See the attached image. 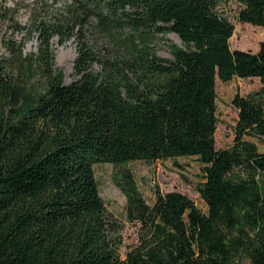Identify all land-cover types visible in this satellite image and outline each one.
<instances>
[{"label": "trees", "instance_id": "obj_1", "mask_svg": "<svg viewBox=\"0 0 264 264\" xmlns=\"http://www.w3.org/2000/svg\"><path fill=\"white\" fill-rule=\"evenodd\" d=\"M223 1L72 0L66 15L39 11L32 25L13 27L38 46L24 55V43H12L13 60L0 57V264H264V152L249 139L264 138V41L256 52L232 49ZM234 1L240 21L264 26V0ZM121 31L115 57L86 39ZM169 32L182 46L164 58L153 42ZM54 37L77 38L79 77L70 83L56 66ZM234 77L263 86L234 96V143L219 149L217 79ZM179 156L203 163L207 212L177 190L157 188L150 203L127 166ZM99 163L114 165L126 218L140 224L125 258Z\"/></svg>", "mask_w": 264, "mask_h": 264}, {"label": "rangeland", "instance_id": "obj_2", "mask_svg": "<svg viewBox=\"0 0 264 264\" xmlns=\"http://www.w3.org/2000/svg\"><path fill=\"white\" fill-rule=\"evenodd\" d=\"M72 0H2L0 3V57L13 60L12 52L8 48L12 43H24L23 54L29 55L37 51L36 36H30L26 30L16 31L13 27L24 29L32 25V20L39 11L47 10L46 17L66 15L67 5ZM48 5L44 7L42 4ZM44 8V9H42ZM240 5L234 0H225L219 5V10L235 24V30L230 38L232 49H243L256 52L260 43L264 41V26L254 25L239 20ZM11 20H7L8 18ZM94 22V20H92ZM126 31L115 35L89 32L86 39L103 58L119 55L121 52L118 43L126 36ZM157 54L164 58H172L171 46L182 42L177 34H157L153 42ZM52 49L55 54L56 66L63 71L65 83L76 80L79 75L74 70L75 59L78 54V41L72 37L62 44L58 37L52 40ZM91 70L95 73L102 70V64L96 61ZM16 75V68L9 69ZM262 81L258 77H234L230 81L217 79V116L216 145L219 149L229 148L234 143L235 126L238 120V108L233 103L234 96L239 93L246 96L261 89ZM258 150L264 152V138L249 137ZM135 175L136 181L147 200L152 203L156 189L162 192L173 190L187 194L204 212L208 211L207 204L201 198L198 186L203 181V163L197 156H179L154 161L133 160L127 164ZM115 167L111 163L95 165V173L100 186L101 195L108 207L122 224V243L119 252L122 258L127 252L139 243L140 224L128 221L126 218V197L113 180ZM249 264L248 260H245Z\"/></svg>", "mask_w": 264, "mask_h": 264}]
</instances>
